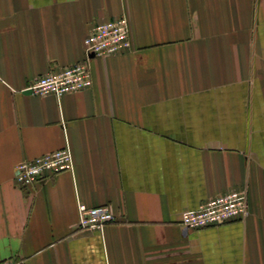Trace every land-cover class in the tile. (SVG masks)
I'll return each instance as SVG.
<instances>
[{
  "label": "crops",
  "instance_id": "1",
  "mask_svg": "<svg viewBox=\"0 0 264 264\" xmlns=\"http://www.w3.org/2000/svg\"><path fill=\"white\" fill-rule=\"evenodd\" d=\"M125 15L131 49L90 60L92 85L23 89L84 58ZM68 146L74 168L30 187L22 160ZM231 190L244 216L189 228ZM106 205L101 231L78 204ZM264 264V0H0V262Z\"/></svg>",
  "mask_w": 264,
  "mask_h": 264
},
{
  "label": "built area",
  "instance_id": "2",
  "mask_svg": "<svg viewBox=\"0 0 264 264\" xmlns=\"http://www.w3.org/2000/svg\"><path fill=\"white\" fill-rule=\"evenodd\" d=\"M131 49L130 29L125 15L94 24L83 39L84 58L67 65L57 72H47L32 79L23 89L35 95H51L57 99L64 94L85 90L92 85L90 60L124 53ZM73 156L70 148L44 153L25 159L15 166L14 183L19 187H30L44 178L61 171H72ZM247 212L245 192L231 190L202 201L197 209L184 211L180 223L197 229L216 225L244 216ZM114 220L106 205L86 207L78 204L77 227L101 231L105 224ZM0 264H25L21 259H6Z\"/></svg>",
  "mask_w": 264,
  "mask_h": 264
},
{
  "label": "water",
  "instance_id": "3",
  "mask_svg": "<svg viewBox=\"0 0 264 264\" xmlns=\"http://www.w3.org/2000/svg\"><path fill=\"white\" fill-rule=\"evenodd\" d=\"M26 92H29V91H26ZM30 93V92H29Z\"/></svg>",
  "mask_w": 264,
  "mask_h": 264
}]
</instances>
